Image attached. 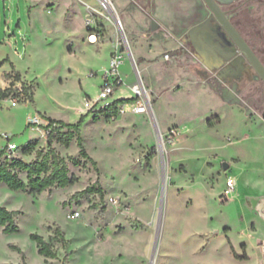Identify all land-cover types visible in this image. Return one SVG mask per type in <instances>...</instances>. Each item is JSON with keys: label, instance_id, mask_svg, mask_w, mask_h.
<instances>
[{"label": "rangeland", "instance_id": "1", "mask_svg": "<svg viewBox=\"0 0 264 264\" xmlns=\"http://www.w3.org/2000/svg\"><path fill=\"white\" fill-rule=\"evenodd\" d=\"M111 3L126 34L123 12L136 9L128 0ZM97 9L94 0H0V89L9 85L5 74L13 66L21 73L17 86L34 87L33 102L23 92L20 100H0V153L8 145L5 134L18 146L12 156L7 151L0 155V164L40 162L52 148L74 179L65 188L37 194L12 191L0 182V206L21 212L16 219L19 233L5 234L0 226V264H24L10 244L22 248L26 264H264L259 235L264 229L259 209L264 200V85L240 83L247 100L241 116L201 85H182L181 73L154 67V85L165 96L156 105L161 121L179 125L173 140L156 133L150 114L111 121L102 111L94 118L85 104L97 100L109 66L110 46L102 51V44L118 38H112L113 22L97 13L105 33L96 46L89 45L94 43L86 19ZM171 39L166 46L172 45ZM120 70L127 82L108 100L134 98L128 82H135L137 72L127 61ZM174 82L183 87L173 90ZM216 113L222 122L207 125ZM37 115L66 123L86 115L81 137L89 157L83 155L77 135L66 144L60 133L49 140L29 126L28 118ZM15 171L28 182L26 172ZM228 177L237 186L223 201ZM88 187L93 191L80 193ZM75 211L80 213L77 219L70 216ZM58 226L66 243L56 232ZM32 233L51 243L55 259L38 253ZM227 238L234 246L230 253Z\"/></svg>", "mask_w": 264, "mask_h": 264}, {"label": "crops", "instance_id": "2", "mask_svg": "<svg viewBox=\"0 0 264 264\" xmlns=\"http://www.w3.org/2000/svg\"><path fill=\"white\" fill-rule=\"evenodd\" d=\"M140 1L143 7L134 5L129 1V4L134 6L136 10L133 12L124 11L123 13L127 24L126 34L130 51L137 70L150 93L152 104L150 115L154 118L156 133L166 135L172 129L179 131V125L173 123L165 126L161 121L156 105L162 102L165 96L163 90L154 85V67H161L175 75L178 72L181 73L182 85L187 83L201 85L202 89L221 103L224 108L236 110L243 116L244 113L240 108L244 106V103L246 104L247 100L241 93L240 83L245 80L256 83L253 77L255 71L210 12L204 0ZM236 1L234 2L236 3ZM229 4L225 6V9L228 8ZM153 20L159 24L157 30H152ZM232 22L254 52L261 60H264V0H253L246 4ZM116 35V30H112V38H115ZM169 37L172 38V45L166 46ZM96 44L89 45L94 47ZM107 45L110 46V49H106V55L109 56L110 54L111 57L112 41L111 44L109 42L103 43L102 51ZM188 45L191 49L187 47ZM166 54L171 55L170 60L165 59ZM126 61L132 70L134 64L128 52H126L124 62ZM189 64L190 66H187ZM121 75L124 82H127L128 76L123 75L122 72ZM136 82L137 74L135 75V82L133 84L128 82V84L132 87ZM178 84V82H174L173 90L183 87ZM239 101L241 103H238ZM250 110L251 108L248 111ZM248 111L247 113H249ZM136 116L149 118L148 114H136ZM213 119H216L215 123ZM208 122H211L212 125L220 124L222 119L216 113L206 120L207 125ZM39 131L43 136V132ZM178 142L179 140L176 143ZM261 216L264 218V215L261 214ZM259 235L264 239V229L260 230ZM227 241L229 253L230 251L233 252L234 246L231 240L227 238ZM243 241L246 243V240ZM238 242L240 243V240L236 241V243Z\"/></svg>", "mask_w": 264, "mask_h": 264}, {"label": "trees", "instance_id": "3", "mask_svg": "<svg viewBox=\"0 0 264 264\" xmlns=\"http://www.w3.org/2000/svg\"><path fill=\"white\" fill-rule=\"evenodd\" d=\"M104 33L105 30H101V36ZM5 78L9 81V85L4 89H0V100L9 98L12 95L17 98L20 92H23L27 96L26 99L33 102L34 87L23 83L22 91H19L17 82H20L21 80V73L15 70L14 66L10 72L5 74ZM17 100H20V97H18ZM122 100H116L113 104V109H115L116 103L121 102ZM96 116L97 114L95 113L94 118ZM85 117L86 115H82L80 121L77 123H66L63 120L47 117L49 125L52 127L47 135V138L51 140L54 132L60 133L63 137V141L66 144H69L74 136L77 135L78 145L80 146L83 155L85 157H89L82 143L81 137V126L84 123ZM106 117L108 118V114H106ZM208 125L211 126V122H208ZM63 128H67V131L61 132ZM30 145H33L32 142L27 144L28 147H31ZM6 149L7 147L1 151L0 155L5 153ZM15 169H18L21 172H26L28 182L23 180ZM0 182L6 184L12 191H27L29 189L30 193L37 194L55 187L65 188L72 184L74 179L69 175V170L64 159L61 158L54 149L50 148L40 162L26 164L23 160H15L11 164L6 162L1 163ZM92 191L93 187H88L80 193L84 194ZM99 191L100 193L102 192L101 189H99ZM19 215H21V212L18 210H10L4 206H0V226L4 227L3 231L5 234L20 232V227L16 222ZM56 232L60 236L61 240L66 243V239L64 238L59 226L56 228ZM30 239L36 243L38 253L45 259H55L57 257L56 251L53 249L51 243L41 234L32 233L30 235ZM9 247L11 250L18 252L22 261L26 264V254L22 248L15 244H10Z\"/></svg>", "mask_w": 264, "mask_h": 264}, {"label": "built area", "instance_id": "4", "mask_svg": "<svg viewBox=\"0 0 264 264\" xmlns=\"http://www.w3.org/2000/svg\"><path fill=\"white\" fill-rule=\"evenodd\" d=\"M82 1L83 0H79ZM97 5L99 6V9L96 10V12H89L88 18L86 19L87 24V32L89 33V41L91 43L96 44L101 37V30H103L102 24H100L97 21L96 14L98 13L100 16L104 17L106 20H111L114 24L115 30L117 32V40L112 41V53L109 60V66L105 69L104 75H103V85L101 87L100 94L96 101L87 100L86 101V108L90 112H93L94 114L97 112L104 111L106 114H108V119L111 121H116L119 117L125 116V115H136V114H150L151 111V100H150V94L146 87V85L143 82V79L141 78L139 72H137V82L131 87L134 98L125 100L123 99L121 102H117L115 109H113V104L115 101L108 100V98L113 95L114 91L125 84L124 79L122 78L121 72H120V66L123 64V62L126 59V52L129 48V43L127 40H124L122 38V32L124 31V26L122 23L121 18L118 14H116L113 11L111 0H94ZM132 4L143 7L140 0H129ZM148 10V8H145ZM125 32V31H124ZM166 60L171 59L170 54H166L165 56ZM19 91H22L21 86H18ZM13 97V95L11 96ZM126 101H129V105H131V110H127ZM100 102L102 105L99 109H97V105ZM28 125L37 128L38 130H41L44 135H48L49 131L51 130V126L49 125V121L46 117L37 115L33 117L28 118ZM177 130H170L167 135L164 136L166 140H173L176 136ZM5 137L8 141L7 145V155L12 156L17 149L18 146L11 142V136L5 134ZM237 186V180L233 177H228L226 181V186L223 191V194L221 198L223 201H228L234 194ZM111 201L114 203H118L117 198H111ZM71 218L77 219L80 217V213L78 211L73 212L71 215Z\"/></svg>", "mask_w": 264, "mask_h": 264}, {"label": "water", "instance_id": "5", "mask_svg": "<svg viewBox=\"0 0 264 264\" xmlns=\"http://www.w3.org/2000/svg\"><path fill=\"white\" fill-rule=\"evenodd\" d=\"M234 1L235 0H204L210 12L214 15V17L219 22V24L227 32L228 36L232 39L234 44L238 47L240 53L247 60L251 68L256 72L257 78H261L264 81V64L262 63L258 55L254 52L252 47L248 44V42L243 37V35L240 33V31L236 28V26L231 20L232 16L229 15L222 7L224 4H229ZM151 27H152V30H157L159 28V24L155 20H153ZM122 38L124 40H127V37L124 31L122 32ZM127 52L134 64V69L136 70V72H138L136 64L134 62V58L130 51V48H128ZM238 103H241V102L239 101ZM224 167H228V163H224ZM151 261H153V258Z\"/></svg>", "mask_w": 264, "mask_h": 264}, {"label": "flooded vegetation", "instance_id": "6", "mask_svg": "<svg viewBox=\"0 0 264 264\" xmlns=\"http://www.w3.org/2000/svg\"><path fill=\"white\" fill-rule=\"evenodd\" d=\"M236 1V0H235ZM251 1L253 0H237L236 3L232 2L229 4L228 8L225 9V6L227 4H224L222 7L223 9L229 14L231 15V20H233V18L241 11L244 9V6L246 4H249ZM254 1H261V0H254ZM259 57V56H258ZM260 58V57H259ZM261 60V58H260ZM262 63L264 64V60H261ZM254 80L256 81V83H262L264 85V81L261 78H257V74L255 72L254 74ZM262 97L264 96V92H260ZM259 209L261 211V214L264 215V200L262 201L261 205L259 206Z\"/></svg>", "mask_w": 264, "mask_h": 264}]
</instances>
